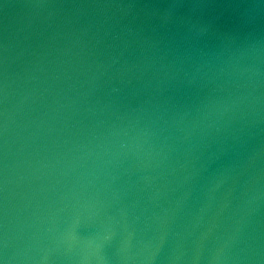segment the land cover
Segmentation results:
<instances>
[{
    "label": "water",
    "instance_id": "95a60500",
    "mask_svg": "<svg viewBox=\"0 0 264 264\" xmlns=\"http://www.w3.org/2000/svg\"><path fill=\"white\" fill-rule=\"evenodd\" d=\"M0 264H264V0H0Z\"/></svg>",
    "mask_w": 264,
    "mask_h": 264
}]
</instances>
